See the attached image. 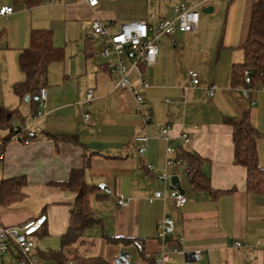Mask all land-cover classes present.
Returning <instances> with one entry per match:
<instances>
[{
  "label": "crops",
  "instance_id": "0c3cea01",
  "mask_svg": "<svg viewBox=\"0 0 264 264\" xmlns=\"http://www.w3.org/2000/svg\"><path fill=\"white\" fill-rule=\"evenodd\" d=\"M221 1L227 3L226 21L229 23L233 15L239 24V46L228 43L225 49H237L241 54L227 59L212 77L204 76L191 67L183 69L182 57L177 66V53L172 49L182 41L184 52L189 38L200 39L201 24L196 33L162 36L168 39L163 49L159 47L158 63L141 68L149 84L142 90L143 110L154 115L144 129L133 95L119 87L118 75L109 71L108 64L115 59L104 57L102 50L96 57L98 40L107 44L109 40L91 37L92 22L99 19L110 26L111 33H116L125 22L157 24L173 19L175 7L182 3L196 6L199 11L211 7L213 11L208 14H213L214 4ZM254 1L210 0L204 4L202 0H98V5L91 8L87 0H54L51 5L40 0L29 8L20 1L12 5L9 0H0V8H14L11 15L0 16V72L12 76L6 83L10 84V101L7 103L0 92V106L17 110L20 118H15L13 125L25 121L32 135V141L24 145L12 141L7 129L0 128V146L5 151L0 184L21 176L27 181L24 197L16 203L3 205L0 195V224L16 226L44 214L48 218L34 237L35 250L60 252L77 194L54 184L68 181L72 170L84 169L87 184L97 188L90 205L98 223L85 230L81 241L71 248L79 255L101 256L109 264H157L156 257L155 261L144 257L142 250L146 256H157L161 250L159 225L169 216L175 226L171 240L177 242V247L205 252L199 262L174 255L170 264H264V194L247 191V170L235 164L233 130L224 122L226 117L249 113L259 133L258 159L264 167V85L252 91L255 104H251L231 83L232 66L244 61L241 47ZM33 29L51 30L54 46L64 52L62 60L48 67L45 108L34 99L38 93L26 102L13 91V85L25 80L19 55L29 46ZM197 62L204 68L210 58L202 54ZM126 65L130 66L129 56ZM191 71L199 75L197 86L192 83ZM130 79L132 85L140 84L137 71L131 72ZM212 84L217 90L209 98L207 91ZM89 89H93L91 102L86 101ZM38 109L42 117L30 121ZM85 114L90 115L89 120ZM167 127L168 133L164 134ZM145 131L149 137L147 152L140 155V144L134 138ZM184 134L189 144H184ZM65 135L75 137L77 143L64 140ZM169 147L174 151L168 152ZM184 151H193L203 159L201 169L209 177L211 190L191 184L188 164L182 157ZM148 165L154 169H148ZM159 173H166L169 180L158 182L155 177ZM173 177L178 178L179 190L187 197L183 207H177L171 198L154 197L156 191L176 189ZM119 198L127 199L128 205L119 206ZM120 238L130 241H112ZM235 242L242 246L234 247ZM18 257V250L12 247L4 261L17 263Z\"/></svg>",
  "mask_w": 264,
  "mask_h": 264
},
{
  "label": "trees",
  "instance_id": "16d2710c",
  "mask_svg": "<svg viewBox=\"0 0 264 264\" xmlns=\"http://www.w3.org/2000/svg\"><path fill=\"white\" fill-rule=\"evenodd\" d=\"M16 1L24 3L29 8L40 3V0ZM1 38L0 33V50L2 49ZM52 39L51 30H31L29 46L24 48L19 55V65L25 74V80L13 86L14 93L20 98L37 94L45 85L49 65L63 59V49L55 47ZM241 49L244 52V61L232 66L231 83L239 90L246 88L245 72L249 71V87L254 90L257 86L264 85V0L254 1L247 37ZM15 118H20L17 110H8L0 106V128L9 129L11 132ZM224 122L233 130L235 164L247 170V191L264 194V167L259 164L257 150L259 133L253 127L249 113H244L240 117H226ZM24 124L25 121L19 125ZM63 139L77 143V139L72 136L65 135ZM182 157L188 164L187 176L191 184L197 189L211 190L209 177L201 169L203 159L193 151H184ZM26 183L24 176L3 180L0 184L2 204L11 205L21 200L24 197L23 189ZM54 185L75 192L77 197L71 210L70 226L61 239L62 249L60 252L37 250L40 259L47 264L51 262L68 264L70 261L74 264H109L101 256L83 257L76 253V250L71 249L81 241L85 230L98 223L90 205V197L96 193L97 188L87 184L84 169L72 170L68 181ZM112 241L129 243L130 240L120 238L112 239ZM170 245L178 246L177 242L171 239ZM142 255L146 257L144 250H142ZM155 257L151 256L152 260L155 261Z\"/></svg>",
  "mask_w": 264,
  "mask_h": 264
},
{
  "label": "built area",
  "instance_id": "2783aa9c",
  "mask_svg": "<svg viewBox=\"0 0 264 264\" xmlns=\"http://www.w3.org/2000/svg\"><path fill=\"white\" fill-rule=\"evenodd\" d=\"M46 4L51 5L54 0H44ZM91 8H95L98 5V0H87ZM196 1V0H192ZM210 0H202V3H209ZM175 17L169 20H162L157 24H150L147 21H133L120 24L116 33L110 32V26L97 19L92 22L91 25V37H103L109 40V43L102 49V55L106 58H114L108 64L109 71L117 74L118 86L129 90L133 95L137 111L142 116L144 129L153 120L154 115L152 111L143 110L145 105V96L143 89L149 87L148 82L142 75V66H154L159 60V40L162 36H169L176 32L184 33H196L200 25V11L195 7H188L186 4H179L175 7ZM14 12L13 7L2 6L0 8V16H9ZM130 58V66L126 65V59ZM135 70L139 73L140 84L134 86L131 83L130 75ZM246 74L247 87L240 90L241 94L249 99L251 104H255V100L251 97L253 89L249 87L250 78L249 71ZM190 78L194 86L199 84V75L195 71L189 73ZM217 86L212 84L207 95L211 98ZM46 89L43 87L38 92V103L41 108L46 106ZM93 100V89H89L86 94V101L91 102ZM42 112L38 109L31 117L30 121H36L42 117ZM84 118L89 120L90 115L85 114ZM164 134L168 133V127L163 130ZM10 139L14 142L28 145L32 141V135L29 132L28 124L13 125L11 130ZM149 137L146 131L134 138V142L139 143L137 151L140 155H144L147 152V143ZM184 144H189V137L187 134L182 135ZM174 149L169 147L168 152H173ZM5 158L4 147L0 146V163ZM181 162V161H180ZM179 163V161H178ZM187 171L189 170L188 166ZM148 169L153 170L152 165H148ZM158 182L166 183L169 180V176L166 173H159L156 175ZM154 197L162 200L171 198L177 207H183L187 203V197L184 193L177 189H170L166 191H156ZM117 203L121 207L128 205V200L125 198H119ZM46 215H40L36 218H31L22 224L16 226H5L0 224V264H8L4 261V255L11 252L12 247H15L19 252L17 264H47L42 263V260L38 256L37 250H35L34 237L38 234L47 222ZM174 221L169 216H165L159 225L158 239L161 243V250L156 256L157 264H170L174 255L184 256L188 261L199 262L204 256L205 252L201 249H195L192 251H183L177 246L170 245V239L174 233ZM241 242H235L234 247H241ZM147 258H151L150 254H147ZM49 264H58L51 262ZM68 264H74L70 261Z\"/></svg>",
  "mask_w": 264,
  "mask_h": 264
},
{
  "label": "rangeland",
  "instance_id": "374dc122",
  "mask_svg": "<svg viewBox=\"0 0 264 264\" xmlns=\"http://www.w3.org/2000/svg\"><path fill=\"white\" fill-rule=\"evenodd\" d=\"M9 1L12 5H15L16 3V0H9ZM214 5H215V13L213 14H206L203 13L202 11L199 12L200 24L203 27V35L201 36L200 39L189 38L187 48L184 52L182 51L183 50L182 41H180L178 48L172 47L173 51L177 53V54L175 53L176 58H174L175 63L178 62L177 66H180V60L184 58L182 61L183 69L188 70L191 67V69L198 70L200 73L202 72L204 76H210V77H212L217 67L222 68L224 66L227 59H229L230 61L231 57L233 58L236 54L238 55L241 54V52L237 49L236 50L225 49L228 43L230 44L232 43L236 45V47L239 46V44H237L239 43L238 20L234 19V16L231 15V21L229 23L226 21L224 10L227 7V3L221 1L220 3L216 2ZM20 24H22V22ZM0 26H2V24H0ZM167 39H168L167 37H163L160 39L159 47H161V49H163L162 48L163 44ZM105 45H107L106 41L98 40V43L96 44L95 47L96 55H97L96 57L99 56L100 50H102ZM202 54H206L210 58V63L204 68H200L197 62ZM11 77L12 76L10 73L3 74L0 72V84L2 83V87L0 86V92L4 94V98L6 99L7 103H9L10 101L9 100L10 90L8 93V88L10 87L9 86L10 84L8 85L6 83L8 80L10 81ZM7 103L6 105H8ZM7 133L11 135L9 129H7ZM13 264H17V263H13Z\"/></svg>",
  "mask_w": 264,
  "mask_h": 264
},
{
  "label": "water",
  "instance_id": "95a60500",
  "mask_svg": "<svg viewBox=\"0 0 264 264\" xmlns=\"http://www.w3.org/2000/svg\"><path fill=\"white\" fill-rule=\"evenodd\" d=\"M201 11H202L203 13L208 14V13H212L213 9H212L211 7H204V8H202ZM29 99H30V96L27 95V96L25 97V101L28 102ZM34 99H35V100H38V96L34 97ZM172 183H173L174 187H175L177 190L181 189L180 184H179V180H178L177 177H173V178H172ZM122 257L124 258L125 256H122Z\"/></svg>",
  "mask_w": 264,
  "mask_h": 264
}]
</instances>
